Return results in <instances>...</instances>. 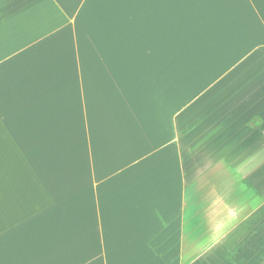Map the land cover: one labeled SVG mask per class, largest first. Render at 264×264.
<instances>
[{"label":"crops","instance_id":"obj_1","mask_svg":"<svg viewBox=\"0 0 264 264\" xmlns=\"http://www.w3.org/2000/svg\"><path fill=\"white\" fill-rule=\"evenodd\" d=\"M0 264H264V0H0Z\"/></svg>","mask_w":264,"mask_h":264}]
</instances>
